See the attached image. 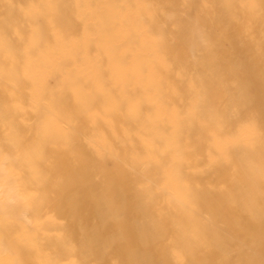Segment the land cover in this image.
<instances>
[{
	"label": "rangeland",
	"instance_id": "374dc122",
	"mask_svg": "<svg viewBox=\"0 0 264 264\" xmlns=\"http://www.w3.org/2000/svg\"><path fill=\"white\" fill-rule=\"evenodd\" d=\"M74 1L73 38L110 45L102 89L92 40L81 92L61 71L17 91L55 108L36 166L61 260L264 264V0H109L103 31L104 0Z\"/></svg>",
	"mask_w": 264,
	"mask_h": 264
},
{
	"label": "bare ground",
	"instance_id": "6f19581e",
	"mask_svg": "<svg viewBox=\"0 0 264 264\" xmlns=\"http://www.w3.org/2000/svg\"><path fill=\"white\" fill-rule=\"evenodd\" d=\"M126 1L133 5L136 0ZM107 3L109 0L97 1L93 9L94 23L104 22L102 31L105 10L111 7ZM213 3L224 5L219 0ZM76 9L74 0H29L27 4L24 0H0V264H23L13 254L24 246L40 264H66L59 255L60 248L74 253L63 231L43 235L56 224L43 215L45 193L36 162L43 154L40 138L54 125L55 108L46 103V91L33 107L17 91L34 87L42 78L52 81L61 71L65 78L68 76L65 88L81 92L79 79L85 76V66L80 60L84 57L88 62L92 40L100 47L96 46L95 61H90L86 74L91 73L93 86L102 89L99 76L107 70L104 63L110 45L99 34L94 39L85 34L73 38ZM79 20L85 22L83 16ZM74 58L79 59L80 66ZM30 108L35 113L31 121L26 117Z\"/></svg>",
	"mask_w": 264,
	"mask_h": 264
}]
</instances>
